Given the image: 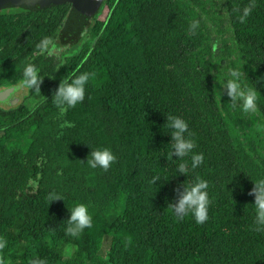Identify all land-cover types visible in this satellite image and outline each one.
<instances>
[{
  "label": "trees",
  "instance_id": "obj_1",
  "mask_svg": "<svg viewBox=\"0 0 264 264\" xmlns=\"http://www.w3.org/2000/svg\"><path fill=\"white\" fill-rule=\"evenodd\" d=\"M212 2L215 11L207 0H102L80 27L69 24L67 1L0 10V89L16 85L27 63L42 76L39 93L0 107L4 264L14 257L17 264H264V232L255 230L250 194L264 176V145L259 133L244 131L239 101L222 97L202 15L216 25L223 12L243 86L258 91L264 121V0ZM44 37L67 47L59 56L41 52ZM84 71L95 73L84 100L60 116L52 103L59 84ZM168 114L188 122L194 152L204 156L187 175L176 174L180 161L170 156ZM97 147L117 156L107 171L86 164ZM155 175L161 178L152 184ZM197 176L209 183L202 224L190 215L177 219L169 207ZM78 202L89 205L93 225L77 239L65 228L68 208Z\"/></svg>",
  "mask_w": 264,
  "mask_h": 264
},
{
  "label": "clouds",
  "instance_id": "obj_2",
  "mask_svg": "<svg viewBox=\"0 0 264 264\" xmlns=\"http://www.w3.org/2000/svg\"><path fill=\"white\" fill-rule=\"evenodd\" d=\"M252 7H245L243 14L240 15L241 23L245 22L246 17L251 13ZM198 27L197 21H192L190 29L195 31ZM54 44L49 37H44L38 44L37 48L41 52H48L49 54L54 49ZM241 72L238 69H233L229 73L227 82L224 85L227 88L228 95L233 101H239L242 112H257V90L254 87H243L241 84ZM95 73L84 71L79 75H74L69 79H63L58 86L54 95L52 103L59 110L60 116H63L68 109L76 107L85 98L86 86L91 79H94ZM42 76L39 74L38 68L32 64L27 63L23 67L22 78L19 79L15 85V92L21 91L27 93L34 89L39 93V83ZM233 107L236 104H232ZM166 126L170 129L171 135V158L173 155L177 157L176 174L184 173L187 175L189 170L198 168L204 160L203 153L194 152L196 141L189 129L188 122L177 115L168 114ZM117 156L109 147H97L91 150L87 157L86 164L92 169H102L107 171L116 161ZM190 159V163H189ZM161 177L155 175L152 177L150 183L155 184ZM254 187L250 194L254 195V227L256 231L264 232V176L255 180ZM209 183L207 180L197 176L191 184L183 185L182 191L179 192V198L169 204L172 213L177 219H183L186 216L194 218L197 224H202L208 220V208L210 205L209 198ZM59 198V197H57ZM56 198V199H57ZM69 216L67 218V226L65 234L73 238H80L85 229H89L93 225V217L89 211V205L85 203H75L71 208H68ZM8 240L3 235H0V251L6 249ZM72 247H68L64 255L69 259L72 256ZM0 264H4L0 260ZM30 264H47V261L42 258H33Z\"/></svg>",
  "mask_w": 264,
  "mask_h": 264
},
{
  "label": "flooded vegetation",
  "instance_id": "obj_3",
  "mask_svg": "<svg viewBox=\"0 0 264 264\" xmlns=\"http://www.w3.org/2000/svg\"><path fill=\"white\" fill-rule=\"evenodd\" d=\"M208 3L212 6V11H215V6L212 0H207ZM195 12H199L200 10L198 8L194 7ZM216 14H218V19L215 20V24H213L209 18L203 13V17L206 19L207 26L211 28V38L210 40H213L212 46H213V54L212 58L215 61L216 67V77L218 78L219 84H221V92L226 95L224 96L222 94V97L224 98H231L228 95L227 88L224 86L227 82V78L229 77V73L233 69H238L241 72V84L243 86V82H245L246 74L243 71L242 63L238 57V48L236 44L233 41V38L230 35V29L228 27V22L225 19L223 12L221 10H217ZM219 26V27H218ZM220 28L222 31H220ZM229 47V49L227 48ZM218 48V49H217ZM217 53L220 54L224 53L226 54V58H223L220 56H216ZM238 58V59H237ZM216 83V84H217ZM215 84V85H216ZM15 86V85H14ZM244 87V86H243ZM16 94H13L10 98L16 97ZM7 103V102H6ZM245 121L247 122L246 127V133L248 135V132L253 129V132H257V138L263 137L264 138V121L262 120L261 114L259 110L257 109V112H249L245 113ZM260 131V132H259ZM262 131V132H261ZM264 144V141L262 142ZM261 144V146H263Z\"/></svg>",
  "mask_w": 264,
  "mask_h": 264
},
{
  "label": "water",
  "instance_id": "obj_4",
  "mask_svg": "<svg viewBox=\"0 0 264 264\" xmlns=\"http://www.w3.org/2000/svg\"><path fill=\"white\" fill-rule=\"evenodd\" d=\"M67 1L71 3L68 21L71 26L80 27L94 14L102 0H0V10L5 8L19 7L23 9H39ZM15 86H7L0 89V105L4 102H15Z\"/></svg>",
  "mask_w": 264,
  "mask_h": 264
},
{
  "label": "rangeland",
  "instance_id": "obj_5",
  "mask_svg": "<svg viewBox=\"0 0 264 264\" xmlns=\"http://www.w3.org/2000/svg\"><path fill=\"white\" fill-rule=\"evenodd\" d=\"M66 47H67V45H60V46H58L57 44L55 45V47H54V49H53V53L56 55V56H59L65 49H66ZM68 53V52H67ZM15 85V84H14ZM17 94H19V96H17L16 98H17V100H15V102H13L12 101V103L9 101V102H4V104L3 105H0V107H7V108H11V107H15L16 105H18L19 103H20V100L22 99V97L23 96H25L24 94H25V92H23V91H21V92H19V93H17ZM25 101H24V103H26L28 106H32L33 105V103L35 102V99L33 98V97H27L26 99H24ZM263 120V119H262ZM260 132V131H259ZM262 132V131H261ZM258 139H261L262 140V142L264 141V138L263 137H258ZM260 143V144H263V143ZM264 145V144H263ZM261 152H263V151H261ZM104 248H105V246H104ZM104 248H103V250H104ZM10 263L9 264H17L18 263V259H17V257H14L13 259H11L10 261H9Z\"/></svg>",
  "mask_w": 264,
  "mask_h": 264
}]
</instances>
